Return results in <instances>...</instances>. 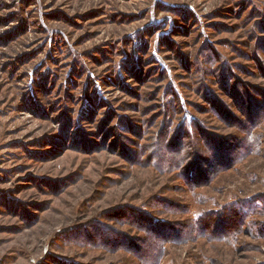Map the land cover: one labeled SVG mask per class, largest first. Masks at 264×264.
I'll return each mask as SVG.
<instances>
[{
  "label": "rangeland",
  "instance_id": "1",
  "mask_svg": "<svg viewBox=\"0 0 264 264\" xmlns=\"http://www.w3.org/2000/svg\"><path fill=\"white\" fill-rule=\"evenodd\" d=\"M261 27L264 0H0V264H264V146L196 190L159 162L194 119L225 123L198 87L218 64L264 91ZM103 234L131 244L84 242Z\"/></svg>",
  "mask_w": 264,
  "mask_h": 264
},
{
  "label": "trees",
  "instance_id": "2",
  "mask_svg": "<svg viewBox=\"0 0 264 264\" xmlns=\"http://www.w3.org/2000/svg\"><path fill=\"white\" fill-rule=\"evenodd\" d=\"M260 30L263 31L264 28L261 27ZM261 40L264 41V38ZM207 58L210 57L208 56ZM256 60L257 59H255V61ZM218 68H220L221 72L224 70L223 76L220 77L219 80L213 81L209 76L204 78V73H200V77L204 78L206 81L200 79L198 87L203 90V95L205 97L204 102L206 107H204L203 110L208 114H217L220 122H225L226 125L225 123L223 125L219 124L217 125L218 129H215L214 126L210 127L208 124H204V122H194V119L192 123L186 124L187 131H185L186 134L183 136L184 140L189 144H184L185 141L177 142L179 135H173L171 143L172 153L170 154L171 159H159L160 166L162 165L164 167L163 170L167 172L166 174H172V171L180 169L183 165L182 171L184 175H182L181 178L187 182V185L189 184L188 187L192 190H196L200 187H207L220 174L235 169L236 166L261 152L264 146V91H262V89L255 92L249 91L246 86H244L243 89H239L233 85L237 76L231 65L224 63V66H219L218 64ZM207 80H212V82H214L211 84L213 88H211ZM232 110H235L237 113ZM230 129H234L237 133L228 135L211 133L212 130H221L223 132ZM199 142L203 144V148L197 145ZM182 154H187V156L182 157ZM156 201L158 203L160 202L159 200ZM162 201L165 203H160V206L156 204V208L161 207V209L168 210V208L174 207L168 201ZM125 210L131 209L120 205L106 210L104 215L117 212L120 216H123V220L125 219L121 224L128 225L135 224L134 222L142 218L144 221L149 222V225L145 228L151 236L156 235L159 229L165 232L167 230L166 227L170 224V222L165 224L159 223L157 218L153 215L156 214L154 213L156 212L155 210L151 212L141 211L135 217L126 215ZM175 212L176 211H169L170 214ZM128 217L131 218L130 221L126 220ZM106 219L111 220L112 216L103 218L102 220ZM209 220H212L210 216L201 218L197 223L193 224V230L198 229L199 232H203V230H206L207 221ZM142 226L145 225L140 224L137 227L140 229L143 228ZM106 228L109 229L110 227L107 226ZM191 229L192 227L186 226V230ZM108 231L113 232L112 230ZM124 236L127 241H123L124 238L118 236L114 238V240H110V238H106L104 234L98 237L99 239L90 238L87 241H84V237L80 235L75 238L81 239L89 244H94L93 246L108 250L110 247L122 245V242H129V244H131L130 237ZM112 244L114 246H110ZM147 247V252L145 254L141 253L140 255V259L144 262L152 259L153 256H158L160 253V251H158L154 254L155 248L152 243H148Z\"/></svg>",
  "mask_w": 264,
  "mask_h": 264
}]
</instances>
